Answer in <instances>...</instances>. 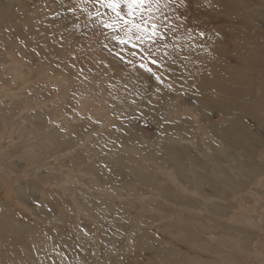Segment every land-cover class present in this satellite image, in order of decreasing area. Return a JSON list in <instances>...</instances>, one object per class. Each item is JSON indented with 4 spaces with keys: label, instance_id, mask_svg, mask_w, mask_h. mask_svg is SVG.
I'll use <instances>...</instances> for the list:
<instances>
[{
    "label": "rangeland",
    "instance_id": "1",
    "mask_svg": "<svg viewBox=\"0 0 264 264\" xmlns=\"http://www.w3.org/2000/svg\"><path fill=\"white\" fill-rule=\"evenodd\" d=\"M159 7L0 0V264H264V0Z\"/></svg>",
    "mask_w": 264,
    "mask_h": 264
},
{
    "label": "snow or ice",
    "instance_id": "2",
    "mask_svg": "<svg viewBox=\"0 0 264 264\" xmlns=\"http://www.w3.org/2000/svg\"><path fill=\"white\" fill-rule=\"evenodd\" d=\"M95 2L113 13L109 18L111 22L105 21L102 26L110 31L123 33L122 36H113L112 39L121 46L131 47L132 56L137 55L140 45L145 46L150 55L155 54L151 45L157 40L165 39L164 34L158 30L165 21L156 13L161 12L159 6L161 4L166 6L169 0H95ZM171 2L175 3V0ZM96 15L99 16L101 13L97 12ZM151 63L155 65L157 61L152 60ZM140 67L144 68L146 65L141 64Z\"/></svg>",
    "mask_w": 264,
    "mask_h": 264
}]
</instances>
